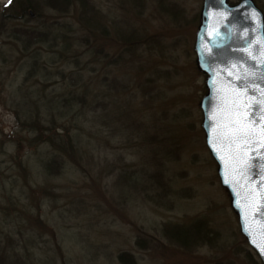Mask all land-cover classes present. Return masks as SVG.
Returning a JSON list of instances; mask_svg holds the SVG:
<instances>
[{
  "label": "rangeland",
  "instance_id": "374dc122",
  "mask_svg": "<svg viewBox=\"0 0 264 264\" xmlns=\"http://www.w3.org/2000/svg\"><path fill=\"white\" fill-rule=\"evenodd\" d=\"M36 1L0 0V264H262L201 128L203 0Z\"/></svg>",
  "mask_w": 264,
  "mask_h": 264
},
{
  "label": "water",
  "instance_id": "95a60500",
  "mask_svg": "<svg viewBox=\"0 0 264 264\" xmlns=\"http://www.w3.org/2000/svg\"><path fill=\"white\" fill-rule=\"evenodd\" d=\"M199 17L205 144L240 233L264 264V16L252 0H203Z\"/></svg>",
  "mask_w": 264,
  "mask_h": 264
},
{
  "label": "trees",
  "instance_id": "16d2710c",
  "mask_svg": "<svg viewBox=\"0 0 264 264\" xmlns=\"http://www.w3.org/2000/svg\"><path fill=\"white\" fill-rule=\"evenodd\" d=\"M14 1H17V0H10V3ZM19 1H21L20 3L23 4V7H22L23 12L27 8L33 11L34 13L36 12L37 13L36 15H38L39 10H40V5L38 4L36 0H19ZM44 1L46 2L45 5L48 8H51V10H54L57 12H63L62 10H64L65 12L75 3V1H80L84 4L82 5L83 6L82 8L84 10L83 13L87 16V14L90 12L89 9H86L87 7H90V4L86 2L87 0H44ZM92 23L94 27L97 25L95 21H92ZM52 33L53 31L51 29H48L46 32L41 33L37 30H30L25 27H21V28L14 30V32L12 33V38H14L16 41H18L22 45L23 50H27L32 44H40V43L47 42L48 38L52 35ZM49 103H52V101H50ZM22 107L16 110V112L18 111L16 115V120L18 122L21 121V123L29 124L33 129L38 130V125L41 124L40 109L38 110L36 109L35 111H30L25 108V105H23ZM52 109H55V108L54 107L51 109L47 108V111H50ZM56 109H57V106H56ZM65 111L66 110H63V112H61L60 115L61 116L64 115ZM23 116L26 117L25 120ZM28 116H30L31 118L27 119ZM38 135H39L38 137H41L42 134L39 133ZM49 141H51V139H49ZM50 164L51 162L48 163L46 166L51 167ZM48 167L46 168L47 170H48ZM119 258L121 259L122 256H120Z\"/></svg>",
  "mask_w": 264,
  "mask_h": 264
}]
</instances>
